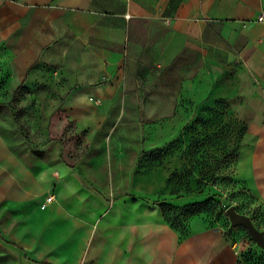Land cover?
<instances>
[{
    "label": "crops",
    "instance_id": "crops-1",
    "mask_svg": "<svg viewBox=\"0 0 264 264\" xmlns=\"http://www.w3.org/2000/svg\"><path fill=\"white\" fill-rule=\"evenodd\" d=\"M262 6L264 0H0V48L20 51L27 74L34 63L54 68L64 84L56 97L88 147L80 163L43 174L40 192L0 200V264H237L241 246L201 215L189 219L185 235L164 220L146 192V174L134 168L143 150L177 135L180 121L157 126L145 140L137 116L181 117L231 97L238 88L226 79L230 68L264 99ZM233 176L264 210V104L251 113ZM15 191L29 193L15 186L8 193ZM49 194L54 200L45 204ZM183 201L172 204L194 202Z\"/></svg>",
    "mask_w": 264,
    "mask_h": 264
},
{
    "label": "rangeland",
    "instance_id": "rangeland-1",
    "mask_svg": "<svg viewBox=\"0 0 264 264\" xmlns=\"http://www.w3.org/2000/svg\"><path fill=\"white\" fill-rule=\"evenodd\" d=\"M8 47L3 44L0 48V187L6 188L0 200L40 192L43 174H56L54 168L61 163L78 164L88 153L83 134L75 131L62 109L63 98L56 97L62 95L64 84L58 82L54 68L34 63L27 74V66H18L20 51ZM229 71L227 81L238 88L231 97L199 103L192 113L181 117L137 116L145 140L157 126L173 118L180 123L175 137L139 154L134 170L146 174V192L154 194L155 200L180 204L209 199L198 215L241 246L243 264H264V248L243 225H232L225 212L233 206L264 234V210L247 199L233 176L234 159L247 139L251 113L264 99L251 89L246 77L234 73L235 68ZM11 186L26 188L29 193L9 194Z\"/></svg>",
    "mask_w": 264,
    "mask_h": 264
},
{
    "label": "trees",
    "instance_id": "trees-1",
    "mask_svg": "<svg viewBox=\"0 0 264 264\" xmlns=\"http://www.w3.org/2000/svg\"><path fill=\"white\" fill-rule=\"evenodd\" d=\"M32 66H33V64L30 67H32ZM30 67H29V69H30ZM20 87H22L21 84L16 88V90L20 89ZM238 149H239V147H238ZM238 149H237V152H238ZM237 152H236L235 159L237 157ZM235 159H234V161H235ZM239 182L243 187V191L245 192V196L247 197V199H249L251 201V203H254L253 198H251V196H249L247 194L243 183L241 181H239ZM209 201H210L209 199H206V200H202V201H194V202L187 203L184 205H174V204L169 203L165 200H157V201H155V203L160 207L164 220L172 228L178 230L181 233V235H185V234H187V223H188L189 219L192 216L198 215L200 212H202V210L209 203ZM240 257H241V255H240ZM241 260H242V257H241Z\"/></svg>",
    "mask_w": 264,
    "mask_h": 264
},
{
    "label": "water",
    "instance_id": "water-1",
    "mask_svg": "<svg viewBox=\"0 0 264 264\" xmlns=\"http://www.w3.org/2000/svg\"><path fill=\"white\" fill-rule=\"evenodd\" d=\"M232 225H243L248 231L250 237L262 248H264V234L257 230L252 224L251 220L238 213L233 206H229L225 210Z\"/></svg>",
    "mask_w": 264,
    "mask_h": 264
},
{
    "label": "built area",
    "instance_id": "built-area-1",
    "mask_svg": "<svg viewBox=\"0 0 264 264\" xmlns=\"http://www.w3.org/2000/svg\"><path fill=\"white\" fill-rule=\"evenodd\" d=\"M256 19H257V21L264 23V6L261 7V9H260V11H259ZM94 101L96 103H99L100 102V100H98V99H95ZM53 200H54V196L52 194H49L45 198V204L46 203H49V202H52ZM237 264H243L240 256L238 258Z\"/></svg>",
    "mask_w": 264,
    "mask_h": 264
}]
</instances>
